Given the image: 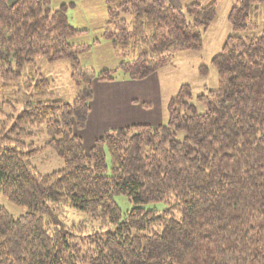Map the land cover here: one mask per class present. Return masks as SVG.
<instances>
[{
    "label": "trees",
    "instance_id": "16d2710c",
    "mask_svg": "<svg viewBox=\"0 0 264 264\" xmlns=\"http://www.w3.org/2000/svg\"><path fill=\"white\" fill-rule=\"evenodd\" d=\"M52 1L0 0V196L25 210L16 218L0 206V264H264V0H235L232 34L211 60L217 89L195 97L183 85L167 124L114 129L89 153L77 132L93 81L115 82L116 71L81 72L90 47L70 43L82 31L67 4ZM191 1L180 10L168 0H106L103 37L125 79L146 80L177 53L203 50L220 0ZM39 57L69 62L73 102L52 90ZM50 150L64 167L43 175L33 161ZM119 195L134 206L126 214ZM64 208L88 220L62 223Z\"/></svg>",
    "mask_w": 264,
    "mask_h": 264
},
{
    "label": "rangeland",
    "instance_id": "374dc122",
    "mask_svg": "<svg viewBox=\"0 0 264 264\" xmlns=\"http://www.w3.org/2000/svg\"><path fill=\"white\" fill-rule=\"evenodd\" d=\"M16 1L18 0H8V5H13ZM210 1L202 0L201 3L208 5ZM63 3L68 6L70 25L82 31L70 39V43L90 47V50L83 52L80 57L81 72L97 77L105 70L116 71V81L112 85L101 86L97 80L93 81L95 99L91 106L92 113L87 127L77 132L83 138L87 153L98 138L114 129L135 124H148L157 128L167 124L168 103L183 85H190L195 97L205 93L207 89L218 88V75L211 65V60L221 52L224 41L232 34L228 15L235 0L219 1L217 19L204 34L202 51L177 53L171 65L142 81L125 79L122 72L116 70L121 59L111 41L103 37L109 17L106 0H53L52 7L58 9ZM168 3L180 10H184L186 6L182 0H168ZM259 25L258 35L264 32V10ZM37 65L58 97L66 102H73L79 90L72 78L69 62L59 61L51 64L45 58L39 57ZM205 67L208 68L206 73L203 72ZM28 71L29 67L26 68V73ZM144 103L151 104V107H144ZM45 141L46 138H40L35 143L42 146ZM33 164L43 175L64 167L63 161L51 150L44 152ZM116 202L124 214L134 207L124 195L116 196ZM0 206L16 218L25 214L24 209L12 204L3 196H0ZM147 207L155 208L154 205ZM156 208L164 207L156 205ZM59 218L67 225L88 220L86 215L71 208H64Z\"/></svg>",
    "mask_w": 264,
    "mask_h": 264
},
{
    "label": "crops",
    "instance_id": "0c3cea01",
    "mask_svg": "<svg viewBox=\"0 0 264 264\" xmlns=\"http://www.w3.org/2000/svg\"><path fill=\"white\" fill-rule=\"evenodd\" d=\"M115 82H111V83H102V82H100V84H101V86H105V85H112V84H114ZM94 95H95V88H94ZM136 101V100H135ZM92 108V107H91ZM91 113H92V111H91ZM90 116H91V114H90ZM89 119H90V117H89ZM89 122V121H88ZM125 127H127V126H125Z\"/></svg>",
    "mask_w": 264,
    "mask_h": 264
}]
</instances>
